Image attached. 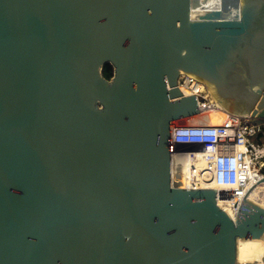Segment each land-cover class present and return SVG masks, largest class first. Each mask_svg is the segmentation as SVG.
Wrapping results in <instances>:
<instances>
[{
  "label": "water",
  "instance_id": "95a60500",
  "mask_svg": "<svg viewBox=\"0 0 264 264\" xmlns=\"http://www.w3.org/2000/svg\"><path fill=\"white\" fill-rule=\"evenodd\" d=\"M182 75L264 124V0H0V264H238L264 241L254 186L235 219L182 188Z\"/></svg>",
  "mask_w": 264,
  "mask_h": 264
},
{
  "label": "built area",
  "instance_id": "2783aa9c",
  "mask_svg": "<svg viewBox=\"0 0 264 264\" xmlns=\"http://www.w3.org/2000/svg\"><path fill=\"white\" fill-rule=\"evenodd\" d=\"M178 87L184 96H196L200 113L192 117H200L171 123L170 153L187 164L183 183L188 189L213 185L218 205L235 219L250 185L264 179V124L250 115L226 112L192 75L180 76ZM220 113L222 120L214 123L212 117Z\"/></svg>",
  "mask_w": 264,
  "mask_h": 264
},
{
  "label": "bare ground",
  "instance_id": "6f19581e",
  "mask_svg": "<svg viewBox=\"0 0 264 264\" xmlns=\"http://www.w3.org/2000/svg\"><path fill=\"white\" fill-rule=\"evenodd\" d=\"M223 114H217L213 116V122L218 123L222 120ZM200 117H190V120H196V118ZM183 170H187V164L184 163ZM184 174V172H183ZM184 178V175H183ZM253 184L258 186L256 190H252L249 196V199L253 202H256L262 206H264V184ZM189 185H186L182 182V188H188ZM209 188H214L213 185H209ZM238 264H264V241L262 240H239L238 241Z\"/></svg>",
  "mask_w": 264,
  "mask_h": 264
},
{
  "label": "trees",
  "instance_id": "16d2710c",
  "mask_svg": "<svg viewBox=\"0 0 264 264\" xmlns=\"http://www.w3.org/2000/svg\"><path fill=\"white\" fill-rule=\"evenodd\" d=\"M114 69L111 65H106L103 74L107 79H111L113 77Z\"/></svg>",
  "mask_w": 264,
  "mask_h": 264
}]
</instances>
